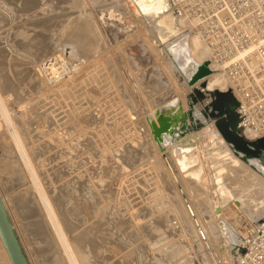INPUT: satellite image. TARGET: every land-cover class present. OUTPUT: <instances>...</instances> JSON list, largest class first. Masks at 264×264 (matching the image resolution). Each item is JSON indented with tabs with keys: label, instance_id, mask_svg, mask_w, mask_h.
<instances>
[{
	"label": "rangeland",
	"instance_id": "1",
	"mask_svg": "<svg viewBox=\"0 0 264 264\" xmlns=\"http://www.w3.org/2000/svg\"><path fill=\"white\" fill-rule=\"evenodd\" d=\"M152 10L146 13L138 9L133 0H0V63L2 61V66L9 68L7 92L11 90L21 97L15 115L25 122L23 139H28L29 154L41 173L44 188L63 205L64 229L76 254L77 250L87 254L84 259L77 255L78 264H219L216 261L225 237L219 224L223 223L226 233L228 217L233 213L228 202L235 201L238 209L235 216L241 217L243 223L254 222L250 196L257 199L258 193L264 190L261 175L246 161L231 154L214 129L213 120L203 113L210 98L205 102L192 100L193 90L166 53L163 44L167 39L159 35L161 22L158 13ZM78 19L88 29L89 53L83 54L84 44L73 37L77 34L75 23ZM33 34L36 38L39 35L41 46L55 47L51 51L56 53H50L36 64L35 60L31 65L33 79L23 82L26 60L35 57L37 51ZM59 51L65 63L64 75L58 82L48 84L36 70L37 64L59 55ZM75 53L80 54L79 58L74 57L77 56ZM36 79L42 80L39 88L33 83ZM0 89L3 90L1 86ZM90 94H95V99L86 101L85 97ZM161 114L172 117L173 131L169 136L174 142L167 140L164 161L158 163V156H148L151 154L142 146V140L137 142L135 129L147 131V121H156ZM29 131L36 135L31 137ZM211 137L221 145L220 160L240 163L245 173L243 177H236L233 170L222 167V162L214 159L216 156L205 155L203 161L211 158L210 165L204 164L205 169L216 173L214 166L221 168L218 177L223 178L225 185L241 178L237 185L240 192L225 201L217 200L212 185L215 180L207 170L201 171L192 158L197 148L204 152L202 147L210 143ZM132 139L136 140L133 142ZM3 140L0 139V193L27 261L38 264L47 255L37 250L36 254L32 252L34 240L24 230L27 222L37 223L35 219L36 223H33L32 218L25 217L29 216L30 198H27L30 190L26 182L17 181L9 173L12 168L8 166L7 157L12 155L3 153L10 148V141L5 139L4 143ZM190 141L194 142L195 150L184 149ZM140 151L143 155L146 153V158L137 156ZM191 153L193 161L185 164L183 159L187 155L189 159ZM248 161L257 163V159ZM76 165L80 171L74 169ZM194 167L198 168H195L197 175ZM93 177L101 180L100 188L92 189L95 190L93 193L101 194L92 206L95 216H89L87 212L77 215V208L84 211L93 204L94 200L89 199L93 194L81 192L83 187L90 185ZM16 182H19L18 188ZM86 202L92 204L87 206ZM224 205L229 208L223 207V219L213 218V209ZM72 208L74 210L70 212ZM242 228L238 229L239 239L243 235ZM84 230L90 232L91 239L96 235L108 239L100 247L104 257L95 259V253L89 252L81 232ZM239 245L240 241L231 247L230 255L238 251ZM0 264H8L1 243Z\"/></svg>",
	"mask_w": 264,
	"mask_h": 264
},
{
	"label": "bare ground",
	"instance_id": "2",
	"mask_svg": "<svg viewBox=\"0 0 264 264\" xmlns=\"http://www.w3.org/2000/svg\"><path fill=\"white\" fill-rule=\"evenodd\" d=\"M133 1H134V6L135 7H137L140 10H143L146 13L150 12L151 9H153L152 10L153 12L155 11L156 13H158V17H159V20L161 22L160 23L161 24V28L160 29H162L159 32V35L161 36V38L167 39V43L163 44V47H164L166 53L169 55V58H170L172 64L179 71V73L182 74V76L184 77V81L186 82V84L188 86H190V88H192L193 93H194V90H197L198 92H200L201 94L204 95V98L199 101L195 97V95L193 94V96H194L192 98L193 101L197 100L199 102H205L206 100L209 99L210 93L215 91V90L216 91H221V92H230V94L232 95L234 100L238 99L237 95L235 94L233 89H231V87H230V82H229V80H228V78H227V76L225 74L223 66L218 61H216L214 59L210 49L206 46L204 40L202 39V37H201V35H200V33H199V31H198V29H197V27H196V25H195V23L193 21H191L190 19H180V18H177L174 15H172L170 10H167V8L169 9V7H168V4H167L166 0H133ZM75 28L77 29V31H76L77 34L74 35L73 37L74 38L76 37L80 41L81 44H84V45H82L83 46V50H82L83 52L82 53L84 54V53H86V51H88L89 42H90V41L88 42V39H87V36H89V35L86 36V32H88L87 31L88 30L87 26H85L83 23L81 24L79 22V19H78V21L75 23ZM37 34H39V33H37ZM39 35H37V38H36V36H34V34L32 35V36H34L33 38L36 39V41H34V43L36 45L35 47L37 48L36 49L37 51L34 53L35 57H32V59L26 60L27 61L26 62L27 65H25V67H23V68H25V70L22 71V72H25V76L23 75L24 76V81L22 79L23 82H25V80L29 81V80L33 79L32 77H34V76H32L33 73L31 75V72H33V71H31V65H32V63L35 60H36V62H34V63L36 64V63L39 62V60H41L43 57L45 58V56H48L50 53H54V54L56 53V52H54V50L51 51L52 49H55V47L54 48H47L45 46H41L40 45V43H39ZM24 36H26V35H24ZM67 36H68V34H67ZM69 37H70V35H69ZM40 38H42V37L40 36ZM27 39L29 40L28 37H27ZM27 39L26 40L23 39V40L27 41ZM30 39H32V38H30ZM43 39H44V37H43ZM27 42H25V43H27ZM55 42H53V43H55ZM49 43H50V46H53V44L51 42H49ZM32 44L33 43H31V45ZM26 45L28 47V44H26ZM26 45H24V47ZM29 46H30V44H29ZM73 46H75V45H73ZM77 46H76V48H77ZM27 47H26V49H27ZM79 47L80 46H78V48ZM73 48L74 47H72V50H73ZM76 48H74V50H76ZM21 50H23V49H21ZM94 50H95V48H94ZM74 52H77V51H74ZM74 52H72L73 55H74ZM61 53L62 52H60L59 55L56 54L55 56H52V58H47L46 60H43V62H40L39 64H37L38 69H36V70L42 71L45 76L48 73L51 75V77L46 76L47 77L46 80L48 82L52 81L53 79H55V77L57 75V71L59 70V68H61V66H57L58 64L60 65L62 63L61 60H60L61 55H62ZM88 53H89V51H88ZM31 55H33V54H30V56ZM75 55H77V56H74L75 58H79L78 55H80V54L75 53ZM27 56H29V55H27ZM92 57H93V54H92ZM83 59H85V58H83ZM77 60H79V59H77ZM50 61H53V63L52 62L50 63ZM2 63L3 62L1 61V63H0V86L2 87L3 90L0 89V139L3 140V137H4L6 139V141L7 140L10 141V148H7L6 149L7 150L6 153H3V154H7V153L10 154L11 153V155H12L11 157H7L8 158L7 160H9L8 166L10 167V169L12 168L11 170H9V173L11 174V176H13L12 178L16 179L17 181L22 182V183L26 182V184L28 185L29 190H30L29 191L30 192L29 196L26 195V197L28 196L27 199L30 198L29 201H28V203H30V208L28 210V215L29 216H25V217H29V219L32 218L31 219L32 222L34 223L35 221H37V223L35 222L36 225H33V224H28V222H27V225H25V227L24 226L23 227L25 228L24 230H26L29 233V235L27 234V236H30L31 240H34L33 242L31 241L32 243H34V245H32L33 246L32 252L36 254L35 250H37V251H39L40 254L48 256V257L46 256V259L44 258L45 259L44 261L40 260V263H38V264H78L77 255L81 259H84V256H87V254H84L85 253L84 250L82 252L77 250L78 254H76L75 249L73 247V244L71 243L68 235L66 234V230L64 229L65 223H64L63 219L65 218V216H64L65 210L63 209V205H62L60 200L56 199L57 197L55 198V197H53L51 195V193H52L51 191L46 190L44 188L43 183L40 180V174L41 173L36 169L33 157H31L30 154H29L28 139H26V140L23 139V135L25 134L26 130L22 126H25V122L22 123L23 121L20 120L15 115V109L16 108H18V109L20 108V103L19 102L21 101V99H20L21 97L19 98L16 95V93L15 92L14 93L11 92V90L7 92V90H8L7 86L9 85L10 81L7 78L6 75L8 74L9 68H8V66L5 67L4 64L2 66ZM47 64H48V68H45V66ZM2 71H4V72H2ZM79 71H81V70H79ZM20 73H21V71H20ZM38 80L36 79V82L33 81V83H35V85L39 88V87L42 86L41 84H43V83H42V80L41 81H38ZM47 81H45V82L48 83ZM105 82L107 83V81H105ZM52 83H48V84H52ZM101 83H103V82L101 81ZM59 85H57V87ZM108 85H109V81H108ZM53 88H54V86H53ZM59 88H57V89H59ZM48 89H49V87H48ZM32 90H34V89H32ZM107 90H105V91H107ZM12 91H13V88H12ZM46 92H48V91H46ZM59 92H60V89H59ZM67 93H69V90H68ZM102 93H103V91H102ZM74 94H75V92H74ZM105 95H106V93H105ZM101 96H103V95H101ZM85 98H86V101H93L95 99V94H93V95L90 94V95H88V97H85ZM108 101H110V100H108ZM110 102H112V101H110ZM209 102L210 101L206 102V105L209 104ZM97 113H98V111H97ZM130 114H127V115H130ZM130 116L134 117V115H132V114ZM155 119H156V121H153V120H148L147 121L148 122L147 123L148 124V130L147 131H146V129H144L143 132H142V129L139 130V131H136V129H135V135H136L137 142L142 140V144L144 143L142 146L147 148L148 151L150 152L151 155H148V156L152 157L154 155H157L158 157L156 158V160H158V163L159 162L161 163V162L164 161V156H165L164 153H165V151L168 148L167 147V140L170 139V140H172V142H174L173 141L174 139H172L169 136V134L173 131L172 128H171L172 117L164 116V115L161 114V115H158V117L155 118ZM161 120L163 122H166V124H164V128L163 129L160 126V121ZM212 124H213V127L216 130L219 138L223 141V143L226 145V147H228V149L230 150L231 154L234 157H236L237 159L243 160L241 158V155H237L234 152V150L231 148V146L224 140L223 136L220 134V132L216 128V126L214 124V121H213ZM140 128H141V125H140ZM141 132H142V134H141ZM147 132L149 133V135L147 134ZM29 133H30L31 137L36 135V132H34V131H29ZM232 138L236 142H238L239 144L243 145V144L251 143L253 140H255V135H253L249 131H245V130L237 127L236 132L233 134ZM5 139L3 140V142L5 141ZM135 140H133V142ZM213 141L217 145V150H215V146L216 145L213 143ZM194 145H195L194 142L190 141L189 142V146L185 147L184 149H188L189 148L190 151H191V149H194ZM219 146L221 147V145L219 144L217 139L211 137L210 143H208L207 146H205V147L203 146L202 147L204 149V152L202 150H199V148H197V150L194 149L195 152H196V153H194V157H192L193 156L192 155L193 152H192L190 154L191 156H189V159H187L188 158L187 157L188 155H187L186 156L187 158L185 157V159H187V160H185V159H183V160L186 161L185 162V164H186L188 162L193 161V159H194L195 160L194 163L196 162V164L200 165V167L202 169L201 171H205L207 169H205L204 164H206L211 158L209 157L210 159H207L208 160L207 162L203 161V158H205V155L207 153H210V156H213V157L216 156V158H214L215 160L216 159L220 160L221 157L219 155H221V153L223 151L220 149ZM139 150H140V147L138 148L137 151H139ZM212 151H213V153H212ZM142 152L141 151L138 152L137 156L141 155L143 158H146V157H144L146 153L144 152V155H143ZM149 152H147V153H149ZM186 152H188V150ZM251 159L252 160H256L257 159V163H253L255 165L257 164V168H255V165L249 163V161L246 162L247 165L252 170H254L257 173H259V175H261V177H262V179L264 181V161L261 158H251ZM215 160H213V162ZM223 161H221L222 162L221 163L222 167H225L228 170L229 169L233 170L234 171L233 173L236 174V177L245 176V173L242 171L243 167H240V163H238L236 161H233V160H230V159L229 160H224L223 159ZM181 162H183V161H181ZM202 162H205V163H202ZM76 163H73V164H76ZM77 164H80V162L77 163ZM211 164H213V163H211ZM190 165H191V163H190ZM209 165H210V163H209ZM213 165H215V164H213ZM213 165L211 166V168L213 167ZM208 167H210V166H208ZM195 168L198 169L197 167H194L193 169H195ZM214 168L217 169V171H215L216 173H214L213 171L210 172L208 170H207V173L211 174L213 179L215 180V184H212V185H213V188L215 189V192H216L215 195H216V198H217L218 201H225V200H227L229 198L230 195H234L235 193L240 192L241 189H238L237 185L240 183V179L241 178H237V182L235 180V182L233 184L227 186L222 181L223 178L221 179V178L218 177L219 176L218 174H221V168H217L215 166H214ZM74 169H76L78 171L80 169L79 165H76V167ZM196 169H195V174L197 175V172H196L197 170ZM80 173H78V174H80ZM90 178H92V177H90ZM98 178L99 177H96V178L92 179V181L90 180L91 181L90 185L85 186V188L83 187L81 192L85 191L84 195H88L86 193H89V195L92 193L93 197L91 196V198H89V199L94 200V201H93V204H92V202H90V203L86 202L87 206L90 205V204H92V205L88 206L87 209L84 208L83 209L84 211H81L79 208H77V210H78L77 215H80V214L82 215V214H84V212H87L88 213L87 215L90 214L89 216H91V214H93L92 216L93 217L95 216V208L92 207V206L96 205L97 201L99 200V197H101L99 195H101V194L99 192L93 193L92 191H95V190H92V189L98 190V188H100L99 186H100L101 180L98 179ZM85 182L86 181H84V183ZM250 182L252 183L253 180L250 181ZM18 183L17 182L14 183V184L17 185L16 186L17 188H18ZM147 183L149 185V182H147ZM147 183H146V185H147ZM257 183H258V181H257ZM19 185H21V184H19ZM74 185H76V184H74ZM23 186H25V185L23 184ZM21 188H23V187H21ZM73 188H76V187H73ZM71 190H73V189H71ZM23 191H25V190L23 189L22 192ZM77 195H81V194H77ZM88 197H90V196H88ZM0 198H1V201L3 203L4 208H6L5 207L6 206L5 202L3 201L5 199L2 198L1 193H0ZM85 198H86V196H84V201H85ZM79 200H81V202H82V199L79 198ZM26 202H25V204H26ZM250 203L252 205L251 209H252V214H253V217H254L253 221L255 222V221H257L258 217L264 216V190L258 193L257 199L256 198H252L250 196ZM26 205L29 206L28 204H26ZM228 205L232 206L231 208H233L235 211L233 209H231L233 211V213H231L229 215V217H228V224L226 223V228H227L228 231L226 233L224 231L223 223L219 224V227L221 228V231L223 232V234L225 236L224 239H223V242H222L223 243L222 252L218 253V258H217V261H216L219 264H227L229 262V260L231 262V260H232V258H230L232 256V255H230L231 247L233 245H237L238 242L240 241L238 229L240 227H242V225H243V222L241 220L242 218L238 217V216H235L236 211L238 212V209L235 207V201L232 200V201L228 202ZM228 205L219 206V207L214 208L213 212L211 214L212 217L216 218V219H221V218L223 219L224 214H225V213H223L224 212L223 211V207L224 208L227 207L226 209H228L229 208ZM85 207H86V204H85ZM72 210H74V209L73 208L70 209V212ZM77 210H75V211H77ZM23 211L26 212V210H24V209H23ZM33 219H35V221ZM258 220H259V218H258ZM94 221H96V220H94ZM244 223L252 225L253 222H247L246 221ZM11 225H12V227L14 229L15 226H13V224H11ZM24 230L22 229L23 232H24ZM14 231H15V229H14ZM22 231H21V234L23 233ZM81 232H83L82 233L83 238L86 239L85 240L86 241V247H89V249H88L89 252L91 251L92 253H95L94 258L97 259V258L104 257V252L102 251L101 248H102V245H105L108 242L107 241L108 239L106 240V239L102 238L101 236L97 237V235L92 237V239H91L90 236H89L90 232H88L87 230H84V231H81ZM104 235H103V237H104ZM19 240H21V239H19ZM28 240L30 241L29 237H28ZM0 243H1L4 256L6 257L8 264H12V262H11V260L9 258V255L7 253V250H6L5 246H4V243L2 241L1 236H0ZM94 243H96L97 246ZM22 245H23V242H22ZM31 259H32V257H31ZM230 262H229V264H230Z\"/></svg>",
	"mask_w": 264,
	"mask_h": 264
},
{
	"label": "built area",
	"instance_id": "3",
	"mask_svg": "<svg viewBox=\"0 0 264 264\" xmlns=\"http://www.w3.org/2000/svg\"><path fill=\"white\" fill-rule=\"evenodd\" d=\"M172 15L193 21L237 95V127L264 135V0H166ZM55 79L64 75V60ZM45 62V61H44ZM53 61H50V63ZM49 63V62H48ZM48 68V64L45 66ZM52 83V84H53ZM230 264H264V220L243 223Z\"/></svg>",
	"mask_w": 264,
	"mask_h": 264
},
{
	"label": "water",
	"instance_id": "4",
	"mask_svg": "<svg viewBox=\"0 0 264 264\" xmlns=\"http://www.w3.org/2000/svg\"><path fill=\"white\" fill-rule=\"evenodd\" d=\"M195 97L200 101L204 95L194 90ZM210 102L204 106L203 113L214 121V124L224 140L231 146L237 155H241L244 161L250 158H261L264 161V135L255 138L251 143L239 144L232 137L236 132L239 122L236 114L237 101L230 92L213 91L209 95ZM166 122L160 121L163 129ZM245 145V146H244ZM264 218L253 222L258 225ZM0 236L7 250L12 264H29L11 225L9 217L0 198Z\"/></svg>",
	"mask_w": 264,
	"mask_h": 264
}]
</instances>
